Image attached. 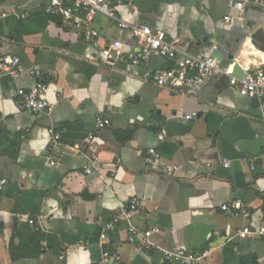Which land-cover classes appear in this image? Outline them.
Wrapping results in <instances>:
<instances>
[{
    "label": "crops",
    "instance_id": "crops-1",
    "mask_svg": "<svg viewBox=\"0 0 264 264\" xmlns=\"http://www.w3.org/2000/svg\"><path fill=\"white\" fill-rule=\"evenodd\" d=\"M250 1L114 4L123 21L149 26L183 54L198 56L213 44L210 57L245 74L264 71V8ZM45 2L0 0L8 14L0 22V53L19 58L23 70L17 79L0 77V264H81L85 252L87 264H96L105 251L120 256L117 264H166L161 250L209 251L203 264H264V241L236 236L244 225H264V98L241 97L224 77L194 90L158 88L151 76L169 63L154 54L138 66L123 56L103 65L107 46L132 44V35L98 15L95 49L80 28L47 16ZM236 2L247 5L238 12ZM39 81L52 113L19 112L17 90ZM191 114L196 118L185 121ZM98 116L110 126L97 130ZM50 128L60 135L57 145ZM150 149L175 168L172 176L145 166ZM133 198L142 207L131 220L151 232L149 252L124 240L122 224L100 242ZM232 202L250 211L247 220L221 210Z\"/></svg>",
    "mask_w": 264,
    "mask_h": 264
},
{
    "label": "built area",
    "instance_id": "built-area-1",
    "mask_svg": "<svg viewBox=\"0 0 264 264\" xmlns=\"http://www.w3.org/2000/svg\"><path fill=\"white\" fill-rule=\"evenodd\" d=\"M249 4L264 8V0H251ZM246 5V2H236L233 8L241 12ZM43 10L47 16L59 19L66 27L80 28L83 42L90 44L95 49L99 48L97 42L98 32L92 26L98 15L113 22L118 30L129 32L132 35V44L118 41L112 42L101 53V63L111 66L123 56L128 58L132 66H138L145 56L154 54L169 63L168 68L158 70L151 76L152 83L158 88H166L173 91L182 88L194 90L211 78L224 77L231 87L237 89L241 97L256 100L264 98V71L261 68H256L252 71L247 70L240 80L236 79L233 76L235 63L224 66L219 60L208 55L212 49H215L213 44L203 45L201 55H185L181 52L176 42L161 38L149 26L143 23L129 24L123 21L117 12L114 0H46ZM7 16L6 12L0 10V22ZM27 17L26 13L18 15L21 20ZM224 20L229 21V18H224ZM21 73H23V70L20 67L19 58L4 56L0 53V77L9 76L17 79ZM29 73L30 75L34 74L33 71H29ZM45 91L46 84L42 81H39L32 89H18L17 110L31 115H37L42 112L50 115L52 107L44 98ZM195 118L196 114H191L184 119L185 121H191ZM95 122L97 130H103L110 126V120L105 117L98 116ZM49 132L53 136V143L57 145L60 141V135L53 128H50ZM48 164L49 166L54 165L53 162ZM144 164L151 170L163 167V173L167 176H172L175 170L174 167L165 166L159 154L152 149L148 150ZM222 165L228 168L229 162L224 160ZM205 167L209 171L211 165L206 164ZM86 173L90 174L91 170L86 169ZM5 185L6 180L1 179L0 197ZM141 207L142 204L138 199H131L127 207L119 214L113 216L106 224L100 235V242L103 243L105 241L107 232L114 231L117 224H122L124 226L125 241L135 243L138 240L145 251L149 252L152 250L153 245L149 241L151 232L137 229L131 220V215L141 209ZM221 210L228 215H240L245 220L250 216V211L238 202L222 205ZM30 223H33V221ZM236 236L240 239L257 236L264 241V225L260 226L256 231L250 229L248 225H244L237 231ZM160 252L166 264H203L210 255L209 251L161 250ZM119 261V255L105 251L101 254L96 264H117Z\"/></svg>",
    "mask_w": 264,
    "mask_h": 264
},
{
    "label": "clouds",
    "instance_id": "clouds-1",
    "mask_svg": "<svg viewBox=\"0 0 264 264\" xmlns=\"http://www.w3.org/2000/svg\"><path fill=\"white\" fill-rule=\"evenodd\" d=\"M125 19H131V18L126 16ZM9 105H11L10 102H9ZM9 110L10 111H14L15 109L10 107ZM35 146L36 145L34 144L33 147H35ZM42 146H43V142H41V147ZM108 206L111 207V205H108ZM87 255L88 254L86 252L85 253H82V256H81V264H87Z\"/></svg>",
    "mask_w": 264,
    "mask_h": 264
},
{
    "label": "water",
    "instance_id": "water-1",
    "mask_svg": "<svg viewBox=\"0 0 264 264\" xmlns=\"http://www.w3.org/2000/svg\"><path fill=\"white\" fill-rule=\"evenodd\" d=\"M239 72H240V70H239L238 66H236V67L234 68V74H233V76L236 75V77L239 78V75H242V76H240V77H243V74H241L242 72H240V74H239ZM237 74H238V75H237ZM239 80H240V78H239ZM254 100L257 101L256 99H254Z\"/></svg>",
    "mask_w": 264,
    "mask_h": 264
}]
</instances>
